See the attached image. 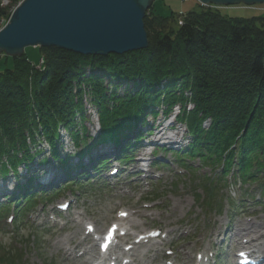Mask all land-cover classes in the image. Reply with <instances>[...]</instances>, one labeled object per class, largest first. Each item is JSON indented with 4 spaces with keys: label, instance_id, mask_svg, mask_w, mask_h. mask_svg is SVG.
Here are the masks:
<instances>
[{
    "label": "trees",
    "instance_id": "trees-1",
    "mask_svg": "<svg viewBox=\"0 0 264 264\" xmlns=\"http://www.w3.org/2000/svg\"><path fill=\"white\" fill-rule=\"evenodd\" d=\"M198 4L197 10L168 16L156 14L151 6L144 16L148 46L141 50L103 56L37 46L35 62L26 48L19 57L7 56L10 64L0 70V183L9 172L25 181L18 179L13 192L3 194L6 201H0V218L13 205V226L18 229L17 222L22 223L25 211L35 203L37 195L31 184L49 157L60 164L64 178L71 182L69 187L79 183L78 179L85 182V178L84 185L92 184L81 161L68 165L71 155L60 151L58 131L61 126L74 145L85 144L89 134L83 123L84 97L97 113L100 133L94 146L114 145L120 162L130 161L150 132L149 128L140 132L148 125L147 116L155 119L159 106L161 113L167 114L179 103L181 111L176 118L186 126L188 143L172 152L184 168L189 159L197 157L202 165L216 169L220 177L214 183L207 177L204 185L208 198L214 197L215 182L229 174L240 185L256 183L264 191V4ZM236 9L262 15H231L230 10ZM9 14L0 6L4 23ZM179 18L182 24H178ZM40 57L42 63L38 64ZM119 82L128 83L122 92L115 90ZM187 101L192 103L191 109L185 107ZM205 120H209L207 126ZM38 137L47 144L48 156L40 155ZM109 162L110 157L92 159L93 171ZM20 165L28 172L20 174ZM40 193L52 198L59 191ZM34 231L40 243V231ZM14 234L6 245L0 244V264H27V235Z\"/></svg>",
    "mask_w": 264,
    "mask_h": 264
},
{
    "label": "rangeland",
    "instance_id": "rangeland-1",
    "mask_svg": "<svg viewBox=\"0 0 264 264\" xmlns=\"http://www.w3.org/2000/svg\"><path fill=\"white\" fill-rule=\"evenodd\" d=\"M14 1L12 0L7 7L13 6ZM9 8L7 9L8 11L11 10ZM199 8L197 0H154L152 4V10L161 16H168L171 12L181 13ZM230 14L253 16L262 15V12L236 9L230 10ZM3 23L4 17L0 18V24ZM172 26L176 27L174 23H172ZM26 54L32 62H35L38 59L39 50L34 47H26ZM41 63L42 59L40 57L38 64ZM9 64L10 60L7 59V56L1 54L0 70ZM105 84L111 87V83H108V81H105ZM127 84L119 82L115 90L122 92V89ZM83 102L86 110V120L83 123L89 134L87 136L88 139L84 140L86 141L85 144H82V141L80 145H74L63 128L61 126L58 128L61 134L59 141L61 142L60 145H62L60 151L62 150V153L69 151V155H71L67 161L69 166H74L73 164L76 162L82 161L83 154L91 151L95 142L99 139L100 130L98 132L96 109L90 104L87 97L83 98ZM161 106H159L157 118L161 115ZM173 110L176 112L175 108ZM147 121L148 125L142 127L143 129L139 127L142 130L140 131L141 133L149 126L157 124V120H151L150 115L147 116ZM173 121V117H170L167 121L162 122V125L166 126L168 122ZM152 122H154L153 125L151 124ZM179 128L182 129L183 134L188 136L184 123ZM169 133L171 135L176 132L171 131ZM167 134L168 132L156 134L157 137L154 138L155 145L145 147V143L142 142L136 151L151 150L152 147L159 145L161 139L158 137H164ZM130 136L132 137V135ZM176 139L178 140V138ZM147 140L150 141L151 138ZM186 143L187 141L185 140L181 147L186 146ZM37 145V149L42 151L40 153L41 156L49 155L48 146L42 137L37 138ZM178 145L176 142L172 146L178 147ZM31 147L33 148V145ZM109 154L105 155L109 156ZM174 155L169 150L168 152L156 150L152 156L149 155V159L153 160L155 158L156 161L164 163L151 167L148 172H143L142 176L127 180L124 178L128 172V169H126L117 176V182L114 183L104 179L107 176L100 171L97 176L103 177L102 182L94 181V184L86 186L83 184L86 182L85 180V182H80V184H76L73 187V189H77L76 191H72L69 188L50 200L46 198L37 200L27 214L24 213L22 223L17 222L19 225L18 229L13 226L16 217L11 222L7 220L12 210H15V207L13 208V205H10L7 215H4V218H0V244L6 245L15 235L14 233L18 232L17 237H20L21 234L27 235L24 236L26 238L25 259L27 264H90L85 262L88 256H83L82 259L77 258L94 240H88L85 244L76 248L74 254L66 253L67 250L73 247V243L78 241V237L82 238L85 236L86 223L95 225L96 232H99L97 234H100L112 220L116 219L120 209H126L132 211V217L135 218L134 221L138 222V226L131 231H146L148 233L156 230L159 232L156 236L158 240H155L158 250L154 255L152 252L145 255L144 264L153 258L155 264H165L166 262L169 264H193L196 254L203 252L206 248H208L206 254L210 264H231L229 243L234 244L235 233L242 223L257 225L256 228H259L264 233V191L261 193L260 187L256 185L239 186L237 180L236 184H232L233 178L229 174L223 178L221 177L220 179L222 180L219 179L217 183L215 182L216 186H213L214 197L208 198L204 185L208 181L207 177L212 178L213 183L216 178L220 177L218 173H215L216 169L212 170L210 166L202 165L197 157L188 160L187 164L190 167L181 169L184 165ZM78 157L80 159H77ZM48 161V163L42 164L43 168L37 174L39 177L31 184L36 186L34 188L35 191H49L52 185L59 188V185H56L62 182L61 177L57 180H49L47 178V167L51 163L60 169V164L50 159V157ZM106 166L107 169H110L112 164L108 163ZM17 169L20 174L29 170H25L23 165H20ZM1 172L3 173L4 170H1ZM19 176L9 172L7 177L2 180V183H6L4 184L6 191L10 192L13 183L18 179L21 182L25 181L23 176ZM223 179L227 181L225 184L222 182ZM65 180L62 183L68 181V179ZM41 182L43 184L47 183L46 185L50 187H41ZM244 190L250 193L251 196L243 197V204L240 206V210L237 212L230 211L226 197L231 196L233 199L238 200ZM259 196L263 199L262 203H254ZM4 200L6 199L0 197V201ZM65 200L70 201V208L68 212L60 213L58 216L57 212L59 211L56 212L54 209ZM207 200L209 205H212L211 207H208ZM218 203L221 204V210H218ZM78 222H80V226ZM143 228L144 230H142ZM35 229L40 231L38 233L41 235L40 243L35 237ZM76 231H78L77 238H74L73 243H69L68 239L75 237ZM166 231H168L167 234L165 233ZM217 231L225 233L226 238L223 239L220 234L216 237ZM92 236L94 237V234ZM214 237L216 238L214 239ZM261 241L264 245V238ZM130 244V241H127L123 246L126 247L125 245ZM97 247L96 251L98 252ZM215 251L221 253L218 262L211 256V254L215 255Z\"/></svg>",
    "mask_w": 264,
    "mask_h": 264
},
{
    "label": "water",
    "instance_id": "water-1",
    "mask_svg": "<svg viewBox=\"0 0 264 264\" xmlns=\"http://www.w3.org/2000/svg\"><path fill=\"white\" fill-rule=\"evenodd\" d=\"M203 5L264 4V0H197ZM154 0H22L0 28V55L26 47L81 55L123 54L148 46L144 16Z\"/></svg>",
    "mask_w": 264,
    "mask_h": 264
},
{
    "label": "bare ground",
    "instance_id": "bare-ground-1",
    "mask_svg": "<svg viewBox=\"0 0 264 264\" xmlns=\"http://www.w3.org/2000/svg\"><path fill=\"white\" fill-rule=\"evenodd\" d=\"M216 6V5H214ZM244 6H255V4L253 5H244ZM6 23V22H5ZM3 23V25L5 24ZM171 115L173 116V112L170 110ZM176 113L178 114V111H176ZM174 123V122H172ZM161 128H158L159 132L162 131V129H164L163 125H160ZM97 133V131H96ZM183 134L182 133V129L179 128L175 134H171L169 135V138H179L180 135ZM112 151V148L106 147V145L104 144H96L93 149L90 151L91 152H95V151ZM89 154L85 155L83 160H85L86 157H88ZM81 157V156H80ZM80 157H78L77 159H80ZM79 163V162H76ZM34 168L35 169H38ZM47 178L49 180H57L61 177V170L58 169L56 167V165H53L52 163L47 167V172H46ZM120 214L117 215V220L113 223L112 227L115 229V233H116V242L113 243L112 246H110L109 251L111 255V253H119L117 250L120 247V243L123 240H130V243L132 244V247L129 249V254H131V260H127L124 262V264H144V256L148 255L149 252H152V254L154 255L156 253V251L158 250V248H156V242L155 241H150L147 240L145 241L146 235H144L141 238H136L138 235L135 234V232L131 231L132 229H134V227L138 226V222L134 221V217H132V211L126 210V209H120L119 211ZM123 213V214H122ZM87 224L90 223H86L85 226ZM78 225L80 226V222H78ZM119 226L123 227L124 232L119 233ZM257 225H248V224H241V227H239L235 233V240H234V248H248L243 250L244 252H246L247 254H252V258H256L255 256L261 258L264 260V245L262 244V239H260L261 237L264 236V233L261 232V230L259 228H256ZM95 228V225H94ZM93 228V230H94ZM85 230V229H84ZM144 230V228L142 229ZM166 234L168 233V231L165 232ZM170 233V232H169ZM78 231H76L75 237H71L68 239L69 243H73L72 241L74 240V238H77ZM136 235L135 239H133V237ZM92 233L90 231H87L85 236L82 238L78 237V241H74L73 243V247L69 248L67 250L66 253L68 254H74L75 249L78 248L79 246H82L83 244H85L88 240H93L91 239ZM166 237V236H165ZM151 238V237H150ZM260 239V240H259ZM158 240V239H156ZM259 242L261 243V245H259ZM256 243V247H255V251H253V249H251L249 246L251 244H255ZM89 244V243H88ZM135 244H141L139 246H134ZM96 245L97 242H93L92 244H89V246H87L84 250L82 254H79V257H74L77 259H82L83 256L87 257V259H85V262L87 263H91L93 260H99L98 264H105V257L106 254L104 255H99V252L96 251ZM263 245V246H262ZM140 249V250H139ZM88 250V251H87ZM232 250V254H235L234 251ZM98 256H95V255ZM239 255V253H236ZM114 262V264H122V260L119 258V256H111L110 257V261L109 263ZM261 261L259 260V263ZM262 263H264V261H262ZM146 264H155L154 262V258L147 261ZM167 264V263H165ZM236 264V263H234Z\"/></svg>",
    "mask_w": 264,
    "mask_h": 264
},
{
    "label": "built area",
    "instance_id": "built-area-1",
    "mask_svg": "<svg viewBox=\"0 0 264 264\" xmlns=\"http://www.w3.org/2000/svg\"><path fill=\"white\" fill-rule=\"evenodd\" d=\"M12 2V0H1L0 1V5L1 6H4V7H7L10 3ZM20 3V0L17 2V3H15V4H13V6H11L10 7V11H13V9L18 5ZM264 8V7H263ZM178 23L179 24H182V19L181 18H179L178 19ZM1 25V24H0Z\"/></svg>",
    "mask_w": 264,
    "mask_h": 264
},
{
    "label": "snow or ice",
    "instance_id": "snow-or-ice-1",
    "mask_svg": "<svg viewBox=\"0 0 264 264\" xmlns=\"http://www.w3.org/2000/svg\"><path fill=\"white\" fill-rule=\"evenodd\" d=\"M123 214V213H122Z\"/></svg>",
    "mask_w": 264,
    "mask_h": 264
}]
</instances>
